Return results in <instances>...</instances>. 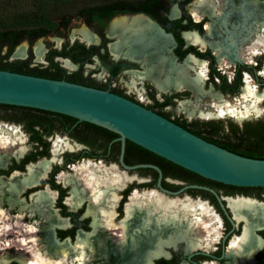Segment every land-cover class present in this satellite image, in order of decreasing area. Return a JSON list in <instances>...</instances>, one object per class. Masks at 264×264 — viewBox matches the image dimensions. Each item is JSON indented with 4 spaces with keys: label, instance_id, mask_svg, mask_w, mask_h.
<instances>
[{
    "label": "bare ground",
    "instance_id": "6f19581e",
    "mask_svg": "<svg viewBox=\"0 0 264 264\" xmlns=\"http://www.w3.org/2000/svg\"><path fill=\"white\" fill-rule=\"evenodd\" d=\"M259 1L250 0L253 6L244 12L250 22L245 23L244 20L243 25L239 26L242 29L248 27L246 40L239 47L241 58L248 57L251 60L260 55L264 58V6ZM228 6L226 0H198L189 10L196 19L205 16L212 19L224 17L222 24L230 27V34L234 35L239 27L231 26V16L224 14ZM176 12L174 9V14ZM218 23L207 26L210 36L220 34L223 25ZM109 26V36L117 39L111 45L113 54L118 55L120 50L127 48L130 57L144 60L145 72L133 76L132 86L148 80L161 94L191 91L193 98L181 102L176 110L190 120L235 118L241 124L252 120L254 115H264V95L251 87L248 77L246 87L242 89L234 107L226 102L225 97L214 93L213 89L205 91L206 62L190 57L183 66H176L170 56L171 39L144 17H118ZM77 36L87 44L98 42L87 28L74 31L73 40ZM185 38L189 43L203 47L209 44L219 53L220 61L221 57L223 59L224 48L220 44L213 46L196 33H187ZM234 38L231 37L232 42H235ZM61 43L58 40V45ZM26 49L27 45L20 47L15 56L24 58ZM35 51L38 61H43L45 49L41 43L36 45ZM63 62L66 68H74L69 61ZM206 104H210L211 109H207ZM234 108L244 109L239 111ZM1 131L0 128V168H3L12 151L9 145H15L17 141L23 143L24 140L20 137L13 143ZM67 147L73 150L71 146ZM26 151L27 148L22 147L15 155L21 158ZM55 161L56 155L51 162L42 161L29 167L24 175L17 173L7 181L0 180V264H10L15 260L20 264H153L157 258L168 255L166 249L192 238L194 230L208 214V207L201 202H193L190 198L171 199L153 190L133 197L127 205L123 220L116 222L115 208L119 192L134 178L115 164L92 168L90 164L81 165V168L73 172L74 175H67L64 181L73 184L72 197L68 200L73 210L76 211L84 202L89 203L86 214L93 218L92 231L79 232L73 243H61L55 235L49 236L45 232L47 228L43 229L44 225L52 226L54 219L48 218L45 223H40L35 218L42 206L52 207L53 193L42 190L35 193L29 203L22 200L27 189L40 185ZM228 202L235 219L245 223L243 236L233 239L229 254L240 257L237 264H252L253 253L262 246L253 231L264 228V204L246 198L229 199ZM56 225L68 227V222L65 219L63 222L56 220L53 226ZM193 240L189 245L191 250L200 247L201 240Z\"/></svg>",
    "mask_w": 264,
    "mask_h": 264
},
{
    "label": "flooded vegetation",
    "instance_id": "af4514ba",
    "mask_svg": "<svg viewBox=\"0 0 264 264\" xmlns=\"http://www.w3.org/2000/svg\"><path fill=\"white\" fill-rule=\"evenodd\" d=\"M196 1L198 0H161L163 7L152 9L150 12L120 13L106 21L103 27L95 24L96 29L93 28V32L87 28L93 33L98 42L87 44L80 38L75 40L69 38L67 41L59 39L63 41L61 45L56 43V45L46 49L42 62L37 60L34 43L31 44L27 41L28 58L25 60L20 59V61L27 60L30 63V67L42 69L50 68L51 62L57 63L66 71L67 76L64 79L47 76L40 77L65 80L109 91L149 108L165 118L169 116L173 122L174 120L184 121L183 119H175L168 112H165L164 108H178L181 102L191 100L193 97L191 91H171L161 94L156 86L148 80L134 87L132 86L133 76L145 72L144 60L130 57L127 48H123V51L120 50L118 55L113 54L111 51V45L117 42V39L110 37L108 33L111 22L118 17L133 18L142 16L153 23L164 36L171 39L170 56L176 66H183L190 57L206 62L205 91L213 89L214 93L219 91L220 93L218 94L225 97V99L226 97L233 99L240 96L239 94L245 87L246 78L248 77L252 82L257 83L260 91L264 92V58L260 55L249 60L248 57L241 58L239 54V47L246 40L248 27L245 29L239 27L235 30L234 35H231V30L227 25L222 24V18H224L222 16L218 19H212L208 16L196 19L189 10V7ZM226 1L229 6L224 14L231 16V26L243 24L245 21V23L250 22L246 17L247 14L244 13L251 10L253 6L249 0ZM259 4L264 6V0H260ZM174 9L177 11L175 14ZM214 22H219L218 24L223 25V27L221 26L219 35L210 36L207 26ZM89 27L92 28V26ZM187 33H196L206 42L213 44V46L217 43L220 44L224 48L223 59L221 57L220 61L219 53H216L209 44L207 47H203L195 43H189L185 38ZM227 36L228 38H225ZM232 36L233 38L237 36L234 38L235 42H232ZM79 46H84L85 50ZM16 48L9 57L11 62L17 61L13 57ZM226 54L228 55L226 56ZM224 56L227 58H224ZM63 61H69L74 68H66ZM233 67L234 70L230 72ZM223 80L226 82L224 83ZM225 89L228 91L224 92ZM34 115L47 117L35 112L0 116V124L10 125L11 127H18L16 124H19L18 128L20 130H10L0 126L5 135L10 136L13 139L11 140L13 143L20 137L24 140L23 143L17 141V144L13 145L5 166L0 168V180L7 181L17 173L24 175L29 167L36 166L42 161L51 162L56 155V161L51 164L48 174H46L40 185L27 189L22 200L30 202V198L42 190L53 193L55 200L52 206L56 208L60 217L68 222L67 228L69 229L65 232H60V234L56 230V236L60 242L70 241V243H73L76 241L80 231L84 233L91 232L92 217L86 214L88 202H84L76 211H69L71 205L68 200L72 197L73 184H66L64 178L67 175H74L76 169L88 164L91 165V168L98 165L110 167L115 164L119 166L120 170L124 171L120 164L122 145L118 140L119 137L106 138L102 133L86 128L80 123L73 124V127L69 123L67 129H62V126L58 123L51 125V122L46 119L33 123ZM182 115L185 119H189L184 114ZM68 145L73 150L68 148ZM22 147L27 148V151L21 158H18L15 152L20 151ZM126 148L127 143L125 154ZM127 150L128 158H133L136 161L138 156L136 151L132 148ZM119 151L120 154L117 160ZM136 165L158 166L146 161L132 166ZM152 170L154 169L143 168V170L127 171L134 180L127 182L119 192V200H117L115 208L116 222L123 220L126 215L127 205L133 197L141 196L153 190H157L171 199L184 200L185 198H190L193 202H201L208 207V214L203 217V223L194 230L192 238L176 247H169L166 249L168 255L157 258L153 264H237L240 257L229 254L228 250L234 238L243 236L245 223L238 222L235 219L228 200L246 198L264 204V187L238 188L219 185L216 184L217 182L214 183L205 178L200 179L188 174L161 169L162 188L168 191L165 192L158 187L159 173L155 170L157 172L156 176ZM86 174L84 173V175ZM190 186H202L212 189L221 201L216 195L208 191L195 189ZM206 223L210 224V227L207 228L208 225ZM202 224L203 226H201ZM253 233L262 242V246L253 253L252 264H264V228L257 229ZM193 239L201 240L200 247L195 250H191L189 246L190 242H194ZM10 264L20 263L15 260Z\"/></svg>",
    "mask_w": 264,
    "mask_h": 264
},
{
    "label": "water",
    "instance_id": "95a60500",
    "mask_svg": "<svg viewBox=\"0 0 264 264\" xmlns=\"http://www.w3.org/2000/svg\"><path fill=\"white\" fill-rule=\"evenodd\" d=\"M17 50L18 47L14 59L28 58V44L24 58L15 56ZM0 105L61 114L116 134L122 145L120 164L124 170H156L158 187L165 192L158 166L125 164L127 141L213 182L238 188L264 187V160L243 157L210 143L151 109L109 91L0 70ZM190 187L208 191L221 201L212 189Z\"/></svg>",
    "mask_w": 264,
    "mask_h": 264
},
{
    "label": "trees",
    "instance_id": "16d2710c",
    "mask_svg": "<svg viewBox=\"0 0 264 264\" xmlns=\"http://www.w3.org/2000/svg\"><path fill=\"white\" fill-rule=\"evenodd\" d=\"M4 6L6 5H0V70L26 75L31 74L37 77L47 76L64 79L67 76L66 71L57 63L51 62V67L47 69L32 68L27 60L11 62L9 57L14 49L24 41L32 44L36 40L50 35H64L62 31L67 29L70 23V20L66 19V17L77 16L84 19L88 26L97 24L103 27L106 21L120 13L150 12L152 9L163 7V4L161 0H32L31 7L28 10L16 12L11 16L4 14ZM5 47H7L8 52L2 55ZM79 47L85 50L84 46ZM223 82L225 83L226 81L223 80ZM227 91V89L224 90V92ZM0 108L10 111L18 109L25 112L43 114L47 117L34 115V121L32 122L38 123V120L46 119L51 122V125L58 123L62 126V129H67L69 123L72 127L73 124L80 123L68 116L46 111L6 105H0ZM167 118L171 120L169 116ZM174 122L206 141L233 153H239L238 155L240 156L264 160V123H259L255 126L248 124L242 130H234L232 136L224 135L219 137L221 128L214 126L212 123H188L185 120H174ZM80 124L102 133L106 138L118 137L116 134L97 126L88 123ZM128 148L136 151L138 155L136 161L133 158H128ZM119 154L120 151L117 155V160ZM145 161L158 165L162 170H171L204 179L128 141L125 163L132 166ZM152 171L157 176V172L155 170ZM216 184L223 185L220 183Z\"/></svg>",
    "mask_w": 264,
    "mask_h": 264
},
{
    "label": "rangeland",
    "instance_id": "374dc122",
    "mask_svg": "<svg viewBox=\"0 0 264 264\" xmlns=\"http://www.w3.org/2000/svg\"><path fill=\"white\" fill-rule=\"evenodd\" d=\"M31 1L32 0H0V5H6L4 6L5 7V12L4 14L7 15V16H11L13 15L14 13L16 12H21V11H25V10H28L29 7H31ZM250 1V0H249ZM251 3V2H250ZM66 19L70 20V23H69V27L65 30H63V34L62 37L58 36V35H50V36H47L45 38H41V39H38L34 42V47H36L37 44L41 43L42 46L44 47V49H49L51 46H54L56 45V43H58V40L59 39H62L64 41H67L69 38H72L73 36V33L74 31L76 30H79V29H82V28H89L92 32L94 31V29H96V26L95 25H92V28L89 27L87 25V23L84 21V19L82 18H79L77 16H74V17H66ZM231 19H229V23H231ZM234 23V22H233ZM231 25V24H230ZM240 25H243L242 23H240ZM240 25H235L236 27H239ZM94 28V29H93ZM230 28V27H229ZM89 30V31H90ZM90 31V32H91ZM65 37V38H64ZM76 38H79V36H77ZM73 40V38H72ZM75 40V39H74ZM63 42V41H62ZM28 42L27 41H24L22 42L19 46H18V49L24 45H27ZM7 52V47L3 48V51H2V55H5ZM17 61H20V59H16ZM22 60V59H21ZM38 60V59H37ZM250 60V59H249ZM252 60V59H251ZM42 62V61H41ZM228 65V64H227ZM230 66V65H228ZM234 70V67L230 70V72ZM228 75H230V73H228ZM227 75V76H228ZM231 76V75H230ZM250 85L251 87H253L257 93H259L260 95H264V92L260 91L258 89V85L257 83L255 82H252L251 79H250ZM246 87V85H245ZM244 88V87H243ZM210 90V89H209ZM209 90H206V91H209ZM218 91V90H217ZM216 93H220L219 91L216 92ZM241 96V94H239ZM222 96V95H221ZM240 96H237L235 98H230V97H226V102L228 104H231L233 107L234 105L239 101L240 99ZM193 98V97H192ZM208 105L207 109H211L212 106H210V104H206ZM179 106V105H178ZM210 106V107H209ZM240 106V105H239ZM238 106V107H239ZM234 109H238L239 111H243L242 109L244 108H234ZM177 108H164V111L165 112H168L172 117H175V119H183L185 121H187L188 123H193V122H198L199 124H204V123H212L214 126H218L219 128H221V131H220V134H219V137H222V136H232V132L234 130H242L246 125H252V126H255L259 123H264V115H254L252 117V120H248V121H245L243 123H238L237 119L235 118H222V119H218V120H200V119H194V120H190V119H185V117L182 115L183 113H180V112H177L176 111ZM14 113H17V114H21L22 112H17V111H10V110H5V109H0V116H9L11 114H14ZM24 114V113H22ZM236 120V121H235ZM1 122V121H0ZM11 125H14V124H11ZM18 127H19V124H16ZM0 126H3L4 128L6 129H19L18 127H14V126H7V125H3V124H0ZM20 130V129H19ZM2 134L5 135V133L2 131ZM7 136V135H5ZM10 137V136H9ZM11 138V137H10ZM11 140H13L11 138ZM10 147H13V145H9ZM2 147V146H0ZM47 193V192H46ZM53 196V195H52ZM54 200H55V197L54 199L52 200L51 202V206L54 205ZM29 202V201H27ZM28 206V205H27ZM88 206H89V203H88ZM88 209V208H87ZM73 208L71 207V209H69L70 212H72ZM36 221H39L40 223H45L47 220L46 219H50V220H53V222L56 220H60L63 222V219L64 218H61L58 211L56 210V208L54 206L52 207H43L41 208L40 210V213L38 211V213H36ZM60 218V219H59ZM92 221H93V218H92ZM54 223H51L52 226L49 227V225H44L43 226V229L47 228L45 230V232L49 235V236H52V235H55L56 236V233L58 232V234H60V232H65L67 230H69L67 227H59V226H53ZM92 224V223H91ZM203 226V224L201 225ZM81 227V226H80ZM50 228V229H49ZM67 228V229H66ZM52 229V230H51ZM54 230V231H53ZM57 230V232H56ZM202 230V229H201ZM200 230V231H201ZM50 231V232H49ZM92 231V230H91ZM204 231V230H203ZM82 232V231H80ZM90 233V232H89ZM79 234V233H78ZM59 236V235H58ZM57 238V236L55 237ZM58 240V238H57ZM59 241V240H58ZM60 242V241H59ZM65 242V241H63ZM61 242V243H63Z\"/></svg>",
    "mask_w": 264,
    "mask_h": 264
}]
</instances>
